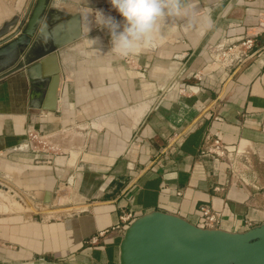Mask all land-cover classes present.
<instances>
[{
	"label": "crops",
	"instance_id": "1",
	"mask_svg": "<svg viewBox=\"0 0 264 264\" xmlns=\"http://www.w3.org/2000/svg\"><path fill=\"white\" fill-rule=\"evenodd\" d=\"M60 1L51 7L78 16L80 36L46 66L0 79V168L37 205L54 207L66 190L67 211L44 218L0 207V264H118L124 231L84 241L129 211L197 226L204 206L233 233L264 223V0H184L189 15L169 18L157 47L126 58L107 54V34L85 24L90 8L119 21L107 0ZM96 36L100 51L88 43ZM247 37L260 55L232 68L217 62L219 49ZM54 67L56 109L44 111ZM29 131L58 151L32 153ZM208 134L238 154L202 156Z\"/></svg>",
	"mask_w": 264,
	"mask_h": 264
},
{
	"label": "water",
	"instance_id": "2",
	"mask_svg": "<svg viewBox=\"0 0 264 264\" xmlns=\"http://www.w3.org/2000/svg\"><path fill=\"white\" fill-rule=\"evenodd\" d=\"M52 1L32 0L21 19L13 14L2 22L0 79L35 62L40 67L46 66L55 58L56 50L79 38L82 29L79 17H70L51 7ZM61 31L69 33L66 38H59ZM47 56L50 57L44 59ZM58 74L54 67L48 76L44 111L56 109ZM0 192L22 204L2 184ZM45 197L48 202L50 194ZM118 264H264V223L233 233L200 228L180 217L151 211L135 218L124 229L118 245Z\"/></svg>",
	"mask_w": 264,
	"mask_h": 264
},
{
	"label": "clouds",
	"instance_id": "3",
	"mask_svg": "<svg viewBox=\"0 0 264 264\" xmlns=\"http://www.w3.org/2000/svg\"><path fill=\"white\" fill-rule=\"evenodd\" d=\"M119 21L103 9H91L85 16L88 32L93 27L108 36L107 54L118 58L139 55L162 42V29L169 18H185L190 7L184 0H107ZM211 26V21H207ZM89 46L100 51L99 36L88 39Z\"/></svg>",
	"mask_w": 264,
	"mask_h": 264
},
{
	"label": "built area",
	"instance_id": "4",
	"mask_svg": "<svg viewBox=\"0 0 264 264\" xmlns=\"http://www.w3.org/2000/svg\"><path fill=\"white\" fill-rule=\"evenodd\" d=\"M244 3L254 2L256 0H240ZM256 37H247L244 40L240 41L237 44L230 45L226 48L219 49V59L218 63L224 68H232L241 63H244L250 60L254 56H258L262 53V49L256 48ZM214 122H222L220 116L213 117ZM26 139L29 143L30 151L34 154L43 153V154H52L57 152V148L51 145L48 142L47 137L35 132L29 131L26 134ZM237 150L224 146L218 139L213 138L211 135H206L202 147L201 155H215L216 158H233L236 156ZM179 195V194H177ZM199 216V223L197 227L205 229H215L219 224V214L215 213L208 208L201 206L197 209ZM135 219V216L132 215V212L123 213L119 217V223L112 227L111 230L103 231L97 235L90 237L84 244L89 246H95L99 243L101 238L114 230L124 231V229Z\"/></svg>",
	"mask_w": 264,
	"mask_h": 264
},
{
	"label": "rangeland",
	"instance_id": "5",
	"mask_svg": "<svg viewBox=\"0 0 264 264\" xmlns=\"http://www.w3.org/2000/svg\"><path fill=\"white\" fill-rule=\"evenodd\" d=\"M60 2V0H53L51 4L61 6L62 3ZM32 4V0H0V25L2 22L9 20L13 14L19 15V18L21 19ZM34 165H36V163ZM0 171V184L12 190L13 193L21 199L22 203H24L25 209L17 206V203L7 197L3 192H0V207L9 209L11 211L17 210L26 216H40L44 218H52L59 213L67 211L69 192L67 193L66 190L65 192L58 193L57 198L53 203L54 207H52V205L40 206L31 201L29 195L23 192L19 186L13 184L11 179L4 176L1 168ZM28 207L30 209H28Z\"/></svg>",
	"mask_w": 264,
	"mask_h": 264
},
{
	"label": "bare ground",
	"instance_id": "6",
	"mask_svg": "<svg viewBox=\"0 0 264 264\" xmlns=\"http://www.w3.org/2000/svg\"><path fill=\"white\" fill-rule=\"evenodd\" d=\"M16 205L19 206V207H21V208H23V209H25L24 203H22L21 205H19V204H16Z\"/></svg>",
	"mask_w": 264,
	"mask_h": 264
}]
</instances>
